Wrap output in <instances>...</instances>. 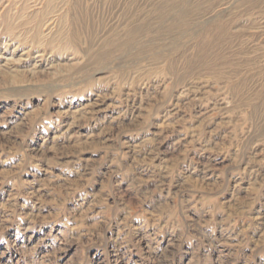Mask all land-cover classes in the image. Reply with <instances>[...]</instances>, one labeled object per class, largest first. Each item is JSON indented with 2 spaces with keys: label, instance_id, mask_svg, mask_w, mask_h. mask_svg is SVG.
<instances>
[{
  "label": "rangeland",
  "instance_id": "rangeland-1",
  "mask_svg": "<svg viewBox=\"0 0 264 264\" xmlns=\"http://www.w3.org/2000/svg\"><path fill=\"white\" fill-rule=\"evenodd\" d=\"M0 264H264V0H0Z\"/></svg>",
  "mask_w": 264,
  "mask_h": 264
}]
</instances>
